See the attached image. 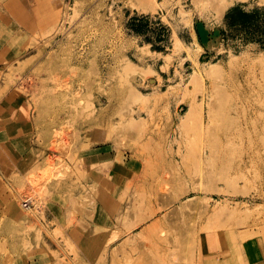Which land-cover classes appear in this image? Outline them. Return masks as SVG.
Here are the masks:
<instances>
[{
  "label": "rangeland",
  "instance_id": "obj_1",
  "mask_svg": "<svg viewBox=\"0 0 264 264\" xmlns=\"http://www.w3.org/2000/svg\"><path fill=\"white\" fill-rule=\"evenodd\" d=\"M210 1L0 0V264H264V0Z\"/></svg>",
  "mask_w": 264,
  "mask_h": 264
},
{
  "label": "bare ground",
  "instance_id": "obj_2",
  "mask_svg": "<svg viewBox=\"0 0 264 264\" xmlns=\"http://www.w3.org/2000/svg\"><path fill=\"white\" fill-rule=\"evenodd\" d=\"M193 2H194V0H192ZM204 1V0H203ZM207 1V0H206ZM218 1V0H217ZM217 1H213L214 2V4L212 5L213 6V8L216 10V12L219 14V12H222L223 11V9H224V7L226 6V4H224V3H218ZM198 2V1H197ZM210 2H212V0L210 1ZM209 2V3H210ZM208 3V2H207ZM207 3H206V5H207ZM138 6H139V4H138ZM155 6H156V4H155V2H146V3H141V5H140V8L142 9V10H147L148 11V9H154L155 8ZM214 69H215V67H213ZM214 69H212V70H214ZM193 108H191V110L189 109V112L187 113V116L185 117V122L186 121H188L189 119H191L192 120V118L194 117V115L195 114H193V112L195 113V110L193 111L192 110ZM28 201H26V200H23V205L24 206H27L28 205V203H27ZM29 208V207H28ZM116 237V236H115ZM116 239V238H115ZM114 239V240H115ZM113 240V239H112ZM111 240V241H112Z\"/></svg>",
  "mask_w": 264,
  "mask_h": 264
}]
</instances>
